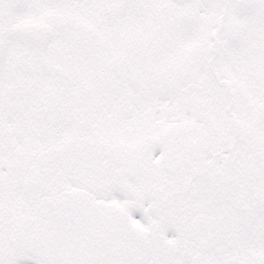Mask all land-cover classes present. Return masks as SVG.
<instances>
[{
    "label": "snow or ice",
    "instance_id": "obj_1",
    "mask_svg": "<svg viewBox=\"0 0 264 264\" xmlns=\"http://www.w3.org/2000/svg\"><path fill=\"white\" fill-rule=\"evenodd\" d=\"M0 264H264V0H0Z\"/></svg>",
    "mask_w": 264,
    "mask_h": 264
}]
</instances>
